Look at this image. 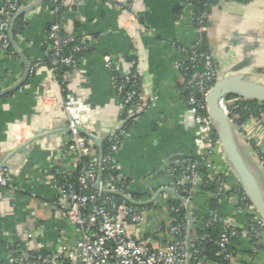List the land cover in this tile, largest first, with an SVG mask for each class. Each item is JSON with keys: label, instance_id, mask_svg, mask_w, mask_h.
Wrapping results in <instances>:
<instances>
[{"label": "crops", "instance_id": "0c3cea01", "mask_svg": "<svg viewBox=\"0 0 264 264\" xmlns=\"http://www.w3.org/2000/svg\"><path fill=\"white\" fill-rule=\"evenodd\" d=\"M51 8L49 0H42L18 17L12 53L0 51V168L13 176L10 187L0 186V264H6L14 243L31 255L60 256L64 246L74 248L81 239L58 194L60 183L78 169L60 106L68 92L98 108L97 124L89 130L105 139L124 127L132 114L116 93V74H136L148 106L140 120L127 127L116 156L117 178L126 191L143 200L164 191L146 213L149 222L139 227L127 223L126 230L154 246L172 241L164 232L173 216L169 191L183 183L179 172L172 174V162L198 154V124L189 115L185 78L176 66L182 58L178 48L193 47L197 40L192 10L180 0H85L67 7L60 16L63 29L86 47L78 55L77 71L64 75V90L45 62L54 19ZM206 44L217 58L219 79L244 63L241 72L264 84V0H220ZM108 59L115 72L107 67ZM37 63L42 64L33 69ZM237 140L264 194V122L249 120ZM211 163L214 172L232 173L216 153ZM232 175L235 184L234 171ZM203 188L193 193L194 228L204 226L214 198ZM255 211L240 209L232 193L221 201L223 218L240 226ZM233 264H264V247L256 249L241 236Z\"/></svg>", "mask_w": 264, "mask_h": 264}, {"label": "built area", "instance_id": "2783aa9c", "mask_svg": "<svg viewBox=\"0 0 264 264\" xmlns=\"http://www.w3.org/2000/svg\"><path fill=\"white\" fill-rule=\"evenodd\" d=\"M31 1L34 0H4L0 5V51L8 53L10 50L12 43L9 30L13 18ZM49 1L54 19L49 28L50 54L45 62L52 72L59 68H66L67 72H75L79 65L77 55L85 49L86 44L76 36L65 33L60 16L67 7L81 4L85 0ZM180 1L192 10L197 31V40L193 47L178 48L182 58L176 62V66L185 78L183 93L189 115L198 124L196 138L198 154L195 157H181L172 162V174L179 172L183 183L181 182L174 191L169 192H172L173 199L181 200V209L184 210L182 217L172 216L171 225L164 231L166 235L173 237V240L154 246L146 239L138 240L126 230L127 223L139 227L149 222L146 215L149 210L147 206H154L155 201L158 200L155 197L161 191L150 199H136L125 190L123 184L117 183L119 166L116 156L127 134V127L137 123L148 106L141 93L138 76L134 73L116 74V93L122 106L132 114L127 118L124 127L107 135L105 139H101L89 130L90 127L95 128L97 124L100 113L98 108L90 106L68 92H65L64 101L60 106L67 117L70 151L78 166L84 165V167L79 172L77 184L68 179L63 180L59 185L58 194L64 204L65 216L80 233L81 239L74 248L64 246L60 256L33 257L23 245L14 243L9 247L6 264H63L64 260H69L72 264H196L200 253L199 245L193 236L192 200L196 187L213 184L215 187L213 197L220 198L227 193H232L240 209H253L254 206L238 178L237 182L232 184V179L235 178L232 175L233 169L227 160L207 106V96L219 80V70L216 56L209 49L205 51L202 48L211 23V15L220 0H203L207 9L199 15H196L194 10V2L197 0ZM40 64L42 63L35 64L33 69ZM107 67L115 72L111 59L107 60ZM60 83L65 90V76ZM155 99L149 100L152 102ZM235 102L228 101L226 98L221 101L229 117V106L232 105L233 110L240 106ZM246 109L250 110L249 107ZM230 119L239 131L242 127L231 117ZM258 120L264 122V112ZM97 139L102 141L101 146L98 145ZM104 142L109 145L106 153L103 152ZM214 153L228 163V170H232L231 176L228 173L214 172L215 169L211 163V156ZM86 159L88 162H85ZM12 182V174L1 167L0 186L10 187ZM181 194L185 196L182 197ZM240 200L245 203L244 207L240 204ZM181 209L171 207V212L178 213ZM220 222L223 223V229L217 241L219 247L217 255L230 264L235 259L230 248L234 239L250 233H253L256 238L264 236V219L256 211L250 214L246 225L240 226L223 219L219 211L212 209L204 226L208 228ZM190 225H192V231ZM158 232L161 233L162 228H159ZM205 239L206 236L202 237L201 241Z\"/></svg>", "mask_w": 264, "mask_h": 264}, {"label": "water", "instance_id": "95a60500", "mask_svg": "<svg viewBox=\"0 0 264 264\" xmlns=\"http://www.w3.org/2000/svg\"><path fill=\"white\" fill-rule=\"evenodd\" d=\"M40 1L42 0H36L30 7L21 9L13 18L9 30L12 46H14L13 30L17 18L25 12L35 8ZM243 68L244 63L233 67L232 75L221 78L215 83L208 93L207 106L229 164L241 183L251 204L264 219V194L260 187L257 174L255 170H253L252 163L246 159L239 149L237 140L238 131L221 105V101L228 96H236L247 101L264 103V84L248 79L244 73L241 72ZM29 74L30 66L28 65L25 78H27ZM96 141L99 146L102 145V141L99 139ZM98 186L99 185H97V187ZM162 193H164V191L157 194L155 198L157 199ZM191 228L192 225H190V230L192 231Z\"/></svg>", "mask_w": 264, "mask_h": 264}, {"label": "trees", "instance_id": "16d2710c", "mask_svg": "<svg viewBox=\"0 0 264 264\" xmlns=\"http://www.w3.org/2000/svg\"><path fill=\"white\" fill-rule=\"evenodd\" d=\"M206 9L207 8H205L203 0H197L194 2V10L196 12V15H199L201 12L205 11ZM18 30H19L18 28H15L13 30V33L16 35ZM202 49L205 51L208 49L207 44H206V39H205V42H204ZM12 51H13V48L11 46L8 53H12ZM67 71H68V69H66V68H63V69L59 68V69H56L55 73L58 76V78L61 80V79H63L64 74H66ZM226 99L228 101H232L234 103L237 99H239V97L228 96V97H226ZM235 103L240 104V106L236 110L232 109V105L229 106L230 117L234 121H236L241 127H243L251 119H259L264 112V103H261L258 101H246L244 99H239V101H237ZM247 107H249L250 110H247L246 109ZM108 149H109V145L107 144V142H104L103 152L106 153L108 151ZM260 157H262L263 164H264V155H260ZM85 162H88V159H86ZM83 167H84V165H79L76 173L72 177H70L68 180H70L72 183L77 184L79 172L81 171V169ZM205 182H206V180H205ZM117 183H118V185H120L121 182L117 181ZM183 186H181V189H183ZM203 189L206 192H211V193L215 192V187L213 184H206ZM229 195H231V193H227L226 195H224L220 198L214 197L211 200V205H210L211 210L212 209L217 210L221 213V201L225 196H229ZM181 196L184 197L185 194H181ZM133 197L136 199H141L140 197H138L136 195H133ZM240 204L243 207L245 206L244 205L245 203H243L241 200H240ZM152 207H153V205L147 206V208H149V209ZM171 207L181 209V200L178 198H174L173 201L171 202ZM183 215H184L183 209H181L178 213L173 214V216L178 217V218L182 217ZM193 218H194V216H193ZM222 229H223V223L222 222L216 223V224H214L208 228H205V226H203L202 228H194L193 227V236L195 237L196 243H198L199 249H200V253L197 256L196 264H230L228 261L223 260L222 257L217 255L218 250H219L217 241L220 237ZM204 236H206V239L204 241H201L202 237H204ZM246 237L248 238L251 245L253 247H255L256 249H260L261 247H264V236L260 237V238H256L253 233H250V234L246 235ZM239 239L240 238L234 239L233 243L230 247L231 251H233L234 255L236 254V245L238 244ZM257 242H259L258 245H257ZM31 256L37 257L38 255L36 254V255H31ZM41 256H47V255L43 254ZM63 264H72V263L69 260H64Z\"/></svg>", "mask_w": 264, "mask_h": 264}]
</instances>
